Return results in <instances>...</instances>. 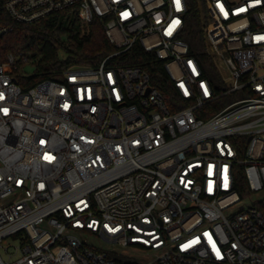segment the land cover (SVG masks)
Returning <instances> with one entry per match:
<instances>
[{"label": "built area", "instance_id": "obj_1", "mask_svg": "<svg viewBox=\"0 0 264 264\" xmlns=\"http://www.w3.org/2000/svg\"><path fill=\"white\" fill-rule=\"evenodd\" d=\"M206 8L199 58L187 0H0V39L61 15L100 23L117 49L27 90L41 57L0 58V264H140L87 236L141 264H264V0ZM136 45L174 100L143 67L112 64Z\"/></svg>", "mask_w": 264, "mask_h": 264}, {"label": "trees", "instance_id": "obj_2", "mask_svg": "<svg viewBox=\"0 0 264 264\" xmlns=\"http://www.w3.org/2000/svg\"><path fill=\"white\" fill-rule=\"evenodd\" d=\"M187 5L182 38L192 45L199 58H204L205 26L208 23L206 0H187ZM10 25L14 29L13 32L0 39V58L11 52H23L30 58L41 57L36 64V72L27 78H21L20 83L25 90L71 67H98L106 57L117 51L98 22L93 23L88 32L77 20H65L61 15H53L32 24L10 22ZM112 64L121 67H143L159 89L167 92V100L175 99L173 87L171 88L160 63L140 45H136L129 53L114 57ZM210 71L215 73L213 67H210ZM244 183L242 180L237 186L241 197L246 194ZM259 208L264 213V200L259 204Z\"/></svg>", "mask_w": 264, "mask_h": 264}, {"label": "rangeland", "instance_id": "obj_3", "mask_svg": "<svg viewBox=\"0 0 264 264\" xmlns=\"http://www.w3.org/2000/svg\"><path fill=\"white\" fill-rule=\"evenodd\" d=\"M36 65L35 64H29L25 68V72L29 75H33L36 72ZM245 203L240 205L239 207H244ZM238 207V208H239ZM237 208V209H238ZM90 243L96 245V246H103L106 250H110L112 247L118 248L121 252H125L123 254V259L124 261L128 263H134V262H139L140 264L144 261L145 259V254H140L133 252L130 248L128 247H120L118 245L112 246L110 244L105 243L104 241H99L95 237H90L87 236ZM23 237H11L9 239H6L3 242L2 249H1V254L2 256L6 259L9 255L11 256H17L18 255V248L21 245Z\"/></svg>", "mask_w": 264, "mask_h": 264}, {"label": "snow or ice", "instance_id": "obj_4", "mask_svg": "<svg viewBox=\"0 0 264 264\" xmlns=\"http://www.w3.org/2000/svg\"><path fill=\"white\" fill-rule=\"evenodd\" d=\"M176 4H177V8L179 9V6H180V0H176ZM174 23L178 24L179 21H175Z\"/></svg>", "mask_w": 264, "mask_h": 264}]
</instances>
